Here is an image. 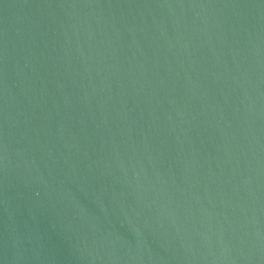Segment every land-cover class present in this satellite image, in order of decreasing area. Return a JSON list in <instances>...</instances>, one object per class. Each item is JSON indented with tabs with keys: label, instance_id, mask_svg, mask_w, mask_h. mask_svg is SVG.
<instances>
[{
	"label": "water",
	"instance_id": "water-1",
	"mask_svg": "<svg viewBox=\"0 0 264 264\" xmlns=\"http://www.w3.org/2000/svg\"><path fill=\"white\" fill-rule=\"evenodd\" d=\"M0 264H264V0H0Z\"/></svg>",
	"mask_w": 264,
	"mask_h": 264
}]
</instances>
